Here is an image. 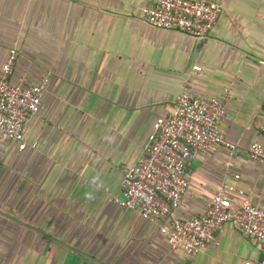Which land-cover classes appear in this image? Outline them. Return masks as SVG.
Segmentation results:
<instances>
[{
    "label": "crops",
    "instance_id": "obj_1",
    "mask_svg": "<svg viewBox=\"0 0 264 264\" xmlns=\"http://www.w3.org/2000/svg\"><path fill=\"white\" fill-rule=\"evenodd\" d=\"M211 1L223 13L200 41L146 23V0H0V67L16 47L13 84L49 79L42 111L25 126L28 148L0 137V264L263 260L260 244L235 223L190 255L170 246L160 224L115 202L154 123L188 91L225 97L222 131L237 149L188 162L190 189L177 217L205 214L222 188L236 206L264 209V163L249 155L264 144V0Z\"/></svg>",
    "mask_w": 264,
    "mask_h": 264
},
{
    "label": "built area",
    "instance_id": "obj_2",
    "mask_svg": "<svg viewBox=\"0 0 264 264\" xmlns=\"http://www.w3.org/2000/svg\"><path fill=\"white\" fill-rule=\"evenodd\" d=\"M141 8L142 19L149 25L180 32L200 41L211 37L223 13L222 6L211 0H146ZM19 51L9 50L0 67V137L14 141L25 151V126L29 118L42 111L49 79L39 85L23 87L12 83ZM195 72L202 68L196 66ZM227 117L225 97H195L188 91L177 99L174 112L156 120L144 155L129 168L122 181V198L115 202L123 210L139 211L153 224H160L161 233L173 248L198 254L217 244L218 233L228 223H235L248 237L260 244L264 254V209L244 202L236 206L225 189L214 196L205 214L189 219L177 217L190 189L186 177L188 162L201 153L225 148L236 151L222 131ZM264 135V118L260 123ZM37 144L31 147L35 148ZM252 160L264 163V144L249 148ZM234 169L232 162L227 164ZM236 179L240 175H234ZM240 196L245 193L240 191ZM245 264H264L247 261Z\"/></svg>",
    "mask_w": 264,
    "mask_h": 264
}]
</instances>
